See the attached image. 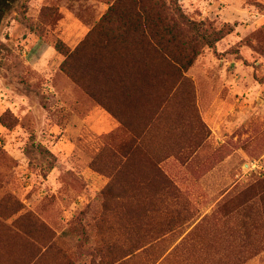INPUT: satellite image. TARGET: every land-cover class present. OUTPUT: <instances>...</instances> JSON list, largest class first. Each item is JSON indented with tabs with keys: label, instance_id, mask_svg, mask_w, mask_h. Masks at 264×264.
I'll return each instance as SVG.
<instances>
[{
	"label": "rangeland",
	"instance_id": "1",
	"mask_svg": "<svg viewBox=\"0 0 264 264\" xmlns=\"http://www.w3.org/2000/svg\"><path fill=\"white\" fill-rule=\"evenodd\" d=\"M114 1L14 0L0 20V264H149L152 243L186 230L196 200L230 193L227 213L264 202V0H174L192 36L224 34L212 47L199 35L184 80L134 21L143 4L123 0L102 21ZM140 60L151 76L136 112L94 99L95 67ZM214 113L217 151L204 121ZM250 116L256 159L234 151L250 145ZM231 152L228 178H205ZM247 160L262 168L244 173ZM154 193H178L169 203L187 217L164 226L154 205L166 198Z\"/></svg>",
	"mask_w": 264,
	"mask_h": 264
},
{
	"label": "crops",
	"instance_id": "2",
	"mask_svg": "<svg viewBox=\"0 0 264 264\" xmlns=\"http://www.w3.org/2000/svg\"><path fill=\"white\" fill-rule=\"evenodd\" d=\"M80 26V25H79ZM83 31V36L79 35L81 39L86 34ZM80 39V40H81ZM78 40V42L80 41ZM142 50V48H140ZM137 51V49L133 50ZM142 59V58H141ZM148 63L143 60L133 62H119L101 64L94 68L93 79V96L95 100L107 101H119L128 103L129 101L136 103L131 108L128 106L127 110L131 113L136 112L143 102V98L148 94ZM258 116H250V123L253 125L252 130H248L246 136L250 145L241 148H237L236 152H239L241 158H254L256 153L260 150L257 148L256 153L253 150L255 144V136L259 135L263 130L262 127L260 133H255V129L259 128L258 125L253 123L257 122ZM260 119L264 118L259 116ZM219 114L214 113L207 117L205 123L213 132L211 135V141L209 145L212 149L217 151L216 147H221L222 143H217L213 140V134H216L211 128L213 125H217ZM222 122V121H221ZM259 124V123H258ZM212 125V126H211ZM245 129L248 126L245 124ZM258 130V129H257ZM245 136V135H244ZM225 143V141H224ZM252 143V145H251ZM216 145V146H215ZM227 146V145H226ZM264 147V146H263ZM223 145V150L225 149ZM212 153V151H211ZM210 153V154H211ZM216 153L211 154L210 162H217V157H214ZM224 153L220 155V160L214 167L205 173V178H212L214 182H219L228 178L230 163L233 155ZM264 154V153H263ZM263 154L259 155L261 159ZM223 157V158H222ZM222 158V159H221ZM256 159V158H254ZM244 161L241 164V168L244 173L252 172L248 169V162ZM259 162V160H256ZM262 168L259 166V169ZM256 169L254 171H258ZM156 197H163L166 200H158L155 207L162 209L163 219L161 217L164 226H169L173 223H178L182 218L187 217L186 208L181 204L174 203L170 205L169 198L172 195L178 193H154ZM197 193H195V197ZM208 195L205 193L206 198L215 197V193ZM230 193H221L216 196L215 200L195 201L194 206L190 207L189 213L193 216L188 222V227L182 230L180 235L173 238L172 242L167 240H161L157 238L154 250L148 253L149 264H264V202L258 197L254 198L256 206L248 207L245 203L237 208L236 212L227 211L223 208L221 200L228 196ZM173 197V196H172ZM221 203L220 205H218ZM154 207V208H155ZM219 208V210H218ZM218 210V211H217ZM258 212V213H257ZM230 214V216H229ZM257 214V215H256ZM148 219L152 220L151 214L148 215ZM247 219V222L245 220ZM167 235H165L166 237ZM154 252L159 253L156 258Z\"/></svg>",
	"mask_w": 264,
	"mask_h": 264
},
{
	"label": "trees",
	"instance_id": "3",
	"mask_svg": "<svg viewBox=\"0 0 264 264\" xmlns=\"http://www.w3.org/2000/svg\"><path fill=\"white\" fill-rule=\"evenodd\" d=\"M132 5L141 6V13L139 11L134 13L135 19L140 26L141 31L147 32L149 39L150 50L153 54H157L159 59H162L165 66L173 69V74L176 79L184 80V72L187 71L193 64L195 57L199 54L198 49L195 45V40L200 38L204 39V44L207 47H212L213 43L223 38L224 34L221 31H213L211 33V39L205 30H197L198 35L192 36L194 28L198 29L194 22L186 18L180 8L177 6L176 1L170 0L172 3L173 14L166 4L165 0H130ZM14 0H0V20L6 13V10L10 8V4ZM123 0H115L109 10L104 14L102 21L105 20L106 16L113 10H117L121 7ZM133 14V13H132ZM143 15V16H142ZM145 15V16H144ZM163 31V37L156 35L157 31L155 28ZM89 35V34H88ZM144 37V36H143ZM85 43V40L81 45ZM74 49L72 52L67 53V57L75 53ZM63 67V66H62ZM183 72V73H182ZM151 76V70L149 72ZM170 78H173L170 74ZM166 184L170 186V181L164 178Z\"/></svg>",
	"mask_w": 264,
	"mask_h": 264
},
{
	"label": "built area",
	"instance_id": "4",
	"mask_svg": "<svg viewBox=\"0 0 264 264\" xmlns=\"http://www.w3.org/2000/svg\"><path fill=\"white\" fill-rule=\"evenodd\" d=\"M259 168V164L257 161L255 160H251L248 162V169L249 170H255V169H258Z\"/></svg>",
	"mask_w": 264,
	"mask_h": 264
}]
</instances>
